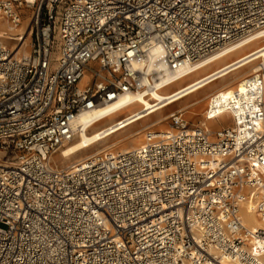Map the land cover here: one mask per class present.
I'll use <instances>...</instances> for the list:
<instances>
[{"label":"built area","instance_id":"1","mask_svg":"<svg viewBox=\"0 0 264 264\" xmlns=\"http://www.w3.org/2000/svg\"><path fill=\"white\" fill-rule=\"evenodd\" d=\"M27 9L0 36V264H264L241 212L254 195L264 221L263 60L210 96L227 126L179 111L136 148L54 159L84 114L262 36L264 0H0V21Z\"/></svg>","mask_w":264,"mask_h":264},{"label":"bare ground","instance_id":"2","mask_svg":"<svg viewBox=\"0 0 264 264\" xmlns=\"http://www.w3.org/2000/svg\"><path fill=\"white\" fill-rule=\"evenodd\" d=\"M0 25V36L10 40V37L24 32L26 21L17 28L7 23L2 24L1 21ZM153 58L151 56L149 70L163 69L164 64L155 63ZM261 60L264 62V33L249 44L227 50L220 55H213L207 63L191 70L187 69L173 76L163 75L155 81L147 97L142 95L125 97L107 108L79 117L76 121L80 127L78 135L55 157L62 159L66 165H73L97 156L105 150L121 151L136 148L143 140L145 129L171 130L173 127H168L170 117L179 111L187 123L190 118L202 113L204 117L200 120L201 126L208 129L219 128V122L227 121L230 114L222 113L215 119L207 120L205 116L210 96L215 93L230 95L245 76L258 68ZM239 62L244 63L237 66ZM88 80L89 76H84L81 84ZM218 82L224 84L216 87ZM175 104L178 107L166 112ZM100 145L101 147L96 150L88 151ZM83 152L85 154L78 155ZM256 201L253 195L242 205L243 221L247 228L264 229V221L254 212Z\"/></svg>","mask_w":264,"mask_h":264},{"label":"rangeland","instance_id":"3","mask_svg":"<svg viewBox=\"0 0 264 264\" xmlns=\"http://www.w3.org/2000/svg\"><path fill=\"white\" fill-rule=\"evenodd\" d=\"M30 15V10L29 9H27V11L25 12V15L23 16V20L24 21H26V28H27V25H28V23H29V21L30 20H28V16ZM23 21V22H24ZM232 74V73H231ZM232 76L230 75V77L229 78H231ZM222 84H224V82H221V83H217V85H216V87L217 86H219V85H222ZM176 107H178L176 104L174 105V107H172L171 109H168L166 112H169V111H171V110H173L174 108H176ZM204 117V115L202 114V113H198L197 115H195V116H193L192 118H190L189 120H188V123H189V125L190 126H193V125H199V126H201L200 124V120L202 119ZM220 124H218L219 125V128H213V127H211L212 129H214V130H218V129H220V128H222V127H224V126H227L228 124H231L232 122H231V119L229 118L227 121H223V122H219ZM138 127H141V126H138ZM137 127V128H138ZM168 127H173V124H172V121H171V119L169 120V122H168ZM137 128H135V129H137ZM135 129H133V130H135ZM125 133V132H124ZM98 147H101V145L100 146H97V147H94V148H91V149H89L88 151H94V150H96V148H98ZM88 151H85V152H88ZM85 152H83V153H79L78 155H82V154H85ZM57 155V154H56ZM55 155V156H56ZM77 155V156H78ZM54 156V159H55V161L57 162V163H59V164H64L63 162V160L62 159H60V158H56Z\"/></svg>","mask_w":264,"mask_h":264}]
</instances>
